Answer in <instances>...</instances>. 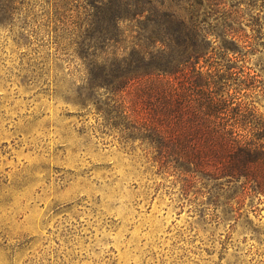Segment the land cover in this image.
<instances>
[{
	"label": "rangeland",
	"instance_id": "374dc122",
	"mask_svg": "<svg viewBox=\"0 0 264 264\" xmlns=\"http://www.w3.org/2000/svg\"><path fill=\"white\" fill-rule=\"evenodd\" d=\"M180 1L193 0L156 3L183 16ZM202 1L210 34L228 16L252 36L264 87V0ZM56 2L0 7V264H264V196L212 204L182 189L97 113L103 98L81 101L69 46L82 1Z\"/></svg>",
	"mask_w": 264,
	"mask_h": 264
},
{
	"label": "trees",
	"instance_id": "16d2710c",
	"mask_svg": "<svg viewBox=\"0 0 264 264\" xmlns=\"http://www.w3.org/2000/svg\"><path fill=\"white\" fill-rule=\"evenodd\" d=\"M81 1L69 46L81 101L103 98H93L97 113L182 189L212 204L264 196L263 80L247 65L254 39L238 34V19H213L210 34L202 0L170 7L183 16L156 0Z\"/></svg>",
	"mask_w": 264,
	"mask_h": 264
}]
</instances>
